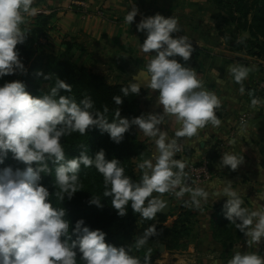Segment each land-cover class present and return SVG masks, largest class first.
<instances>
[{
	"label": "clouds",
	"instance_id": "1",
	"mask_svg": "<svg viewBox=\"0 0 264 264\" xmlns=\"http://www.w3.org/2000/svg\"><path fill=\"white\" fill-rule=\"evenodd\" d=\"M128 3L132 8L127 11L124 23L131 25L139 9L135 0H128ZM34 4L35 0H0V78L26 71L17 45L27 38L28 18L39 14ZM136 28L146 33L140 51L151 56L146 71L141 72L142 79L149 89L158 90V106H162V113L128 119L121 116L118 108L115 119L109 122L103 114L108 111L107 106L103 113L92 111L91 97L77 103L70 96H58L61 89L71 92V85L60 79L49 94L40 97H33L19 80L0 86V165L4 164L9 152L13 159L26 165L23 170H14L11 166L0 168V264H78V259L82 264H151L150 249L141 261L130 254V247L106 243L107 234L86 226L83 219L77 220L72 227L66 219L65 208L53 207L52 195L63 203L80 191L78 174L82 165L94 167L102 175L103 196L111 197V206L121 217L127 215L130 206L133 213L152 220L166 207L164 195L169 193L180 199L188 194L185 204L195 209H201L202 201L207 203L209 192L203 187L190 186L186 162L174 157L181 151L179 138L198 136L208 124L214 128L221 125L217 116L221 101L214 92L203 88L195 69L175 59L179 56L188 61L195 50L186 35L176 38L171 35L181 31L175 17L166 18L157 13L142 18ZM228 71L240 85L243 95L250 69L230 65ZM49 78L44 77L45 80ZM121 92L124 97L130 93L139 95L140 84L133 82ZM113 101L121 105L123 98L114 96ZM258 103L253 97L252 106ZM165 117H171L179 125L171 138L161 128ZM133 125L138 126L145 137L154 140L158 153L137 165L142 172L139 181L125 174L119 159H106L103 149L94 157L81 151L79 156L66 159L61 143L63 137L73 133L84 136L90 128L97 127L119 144ZM49 162L56 165L53 184L58 191L54 193L41 184L42 174L51 172ZM243 163V155L224 152L219 167L235 171ZM232 184L224 181L222 191L214 195L227 197L223 205L225 218L247 237L248 247L257 246L264 240V208L250 211L243 207L244 201ZM88 203L103 207L97 197L91 196ZM156 235V225H150L136 239L135 248H143L150 237ZM227 264H264V256L240 251Z\"/></svg>",
	"mask_w": 264,
	"mask_h": 264
},
{
	"label": "crops",
	"instance_id": "2",
	"mask_svg": "<svg viewBox=\"0 0 264 264\" xmlns=\"http://www.w3.org/2000/svg\"><path fill=\"white\" fill-rule=\"evenodd\" d=\"M72 1L76 0H35L34 7L42 11V14L51 16L44 46L55 54H60L62 59L89 61L90 65L101 63L114 68L112 64L117 58H121L126 68L133 73L129 77L130 83L134 82L133 79L139 72L146 71L147 62L151 58L149 54L140 51V44L146 39V33L137 31L136 25L142 18L157 13L167 18L165 10H173L177 5H187L178 16H174L181 31L171 35L174 38L186 35L195 50L188 61L179 56L175 59L182 65L195 69L203 88L218 96L221 107L217 110V116L222 123L218 128L208 124L199 131L198 136L190 139L179 138L181 151L174 158L186 164L202 159L210 161L212 177L203 186L200 185L203 188H211L214 182L224 180L226 174L236 175L240 183L245 177L251 180L253 175L264 174V93L261 94L257 89L264 70V58L233 53L220 40L215 42L208 36L202 37L204 29L188 19L192 18L193 4L198 0H135L139 11L131 25L124 23L127 11L132 8L128 0H81L88 5V11L102 10V15L95 14V11L91 15H84L82 10L71 6ZM230 65H242L250 69L244 81L243 95L239 91L240 85L234 82L228 71ZM140 90L138 101L141 114L162 113V106H158V90L148 87ZM250 91L255 92L252 98ZM253 97L259 101L255 107L251 104ZM178 127L171 117H165L161 125L170 138ZM136 128L139 139L146 146L147 155L140 160L141 163L158 153L154 140L140 133L138 126ZM224 152L243 155L244 163L235 171L219 167ZM187 183L192 186L188 177ZM250 183L255 185V181L251 180ZM168 197L171 200V213L173 200L171 194ZM183 198L189 200V195L185 194ZM221 202L223 201L214 200L211 204L208 202L211 209L205 211L207 205L204 202H201V209L190 207L195 210L196 215L191 222L189 236L181 241L179 249L169 253L164 251L161 258L164 264H227L236 252H246L245 243L228 245L215 239V226L222 218L217 208ZM177 215L167 217L164 223L167 228L173 224Z\"/></svg>",
	"mask_w": 264,
	"mask_h": 264
},
{
	"label": "trees",
	"instance_id": "3",
	"mask_svg": "<svg viewBox=\"0 0 264 264\" xmlns=\"http://www.w3.org/2000/svg\"><path fill=\"white\" fill-rule=\"evenodd\" d=\"M213 1L217 4H223L229 7L230 14L231 16L233 15V20L236 22L235 27L237 31L249 30L246 28L245 21L251 14V10L254 9L252 17L255 22L259 21L260 23L255 28L260 31L264 37V0H251V2L248 0H235L234 2L231 0ZM50 18V15L42 13H39L35 17L34 26L37 34L27 35L25 42L17 45L19 57L26 71L23 73L16 72L0 78V86L5 82L19 80L25 84L26 91L33 97H40L44 94H49L51 89L57 86V79H60L71 85V92H66L61 89L58 92V96H70L75 99L77 103L85 97H91L94 102L92 111H100L103 113L104 107L107 106L108 111L103 114L109 122L115 119V112L118 108L122 117L132 119L133 117L140 116L139 95L130 93L127 97H124L121 92L123 87L132 84L129 80L110 83L105 76L92 72L85 66H80L70 59H61L60 54L42 50V52L38 53L39 55L35 56L34 41L37 40V37L46 36ZM242 19L245 21L242 22ZM249 55L257 57L263 56L264 58V54L257 53ZM37 73H42V75H38ZM45 76H49L50 78L45 80ZM114 96H121L123 98V103L121 105H116L113 101ZM61 143L65 151L66 159L79 156L81 151L94 157L98 151L103 149L106 159H119L121 165L125 169V174L130 176L133 180H135V173L137 170L141 173L140 175H142L137 165L140 163V160L147 155L145 153L146 146L144 142L139 139L135 125L124 134V138L119 144L113 142L107 133H101L97 127L90 128L87 135L84 136H81L79 133L65 136L62 138ZM192 163L196 164V162ZM8 166H11L14 170L17 168L23 170L26 167L23 163L13 159L10 152L5 158L4 164L0 165V168ZM33 166L35 167V164ZM55 166L56 165L49 162L51 172L50 174H42L41 179V184L47 187L50 193L58 191V188H55L53 184L55 181ZM78 175L82 188L75 193L71 200L65 199L62 203L56 199L55 195L50 197L53 207L65 208L66 219L70 221L72 227H74L77 220L83 219L86 226H89L93 230L101 229L107 234L105 238L106 243H110L117 247L122 245L130 247V254L140 258L141 261H143L142 257L145 250L148 252L150 249L151 253L156 254L157 251H159L158 247L162 245L165 251L173 252L179 249L181 241L189 236L190 220L189 218H182L185 213V201L181 207L182 210L169 228L164 224L169 215L167 216L161 213H157L156 217L152 220H145L141 218L139 214L133 213L129 206L127 215L121 217L111 206V197L103 196L105 191L103 177L94 167L85 168L82 165ZM153 195L156 196L158 194L153 193ZM91 196L101 199L103 207L90 205L88 201ZM222 218L223 221L215 226V239L226 244L222 238L223 236L225 237V233L228 232V227L225 228V225L229 223V221H227L225 216ZM153 224L156 225L158 235L150 237L148 243L143 248L137 250L135 248L136 239L142 236L145 229ZM223 228L226 229L225 233ZM227 244L232 245L233 242ZM78 264H82L79 259ZM151 264H154L152 258Z\"/></svg>",
	"mask_w": 264,
	"mask_h": 264
},
{
	"label": "rangeland",
	"instance_id": "4",
	"mask_svg": "<svg viewBox=\"0 0 264 264\" xmlns=\"http://www.w3.org/2000/svg\"><path fill=\"white\" fill-rule=\"evenodd\" d=\"M235 1V0H231ZM251 2V0H248ZM189 5V4H188ZM88 5L85 4L83 7L85 9L82 10L81 13H85L84 15H91L90 13H94L93 9H90L92 11H88L87 7ZM92 6V5H90ZM187 5H180L176 6L173 10H165V15L168 17L175 16L183 10ZM140 7V6H139ZM142 7V6H141ZM193 13H191L192 18L190 19V22L192 21L193 24H197L199 28L204 29V36H208L209 38H212L215 40V42H219L217 40H220V42H223L225 47L228 48L229 51L235 52V53H241L247 56H252L249 54H264V37L260 33V31L256 30V26L259 23V21L255 22L253 16L254 9L251 10V14L247 17L246 21L242 19V22H246V28L249 30H236V22L233 20V15L231 16V12L229 7L223 5V4H217L213 0H198L196 3L193 4ZM102 10H96L95 14L102 15ZM150 12V11H148ZM39 13H42V11L39 10ZM151 13V12H150ZM178 16V15H177ZM36 17V16H35ZM35 17L34 18H28L27 27L29 29L28 35H36L37 32H35L36 28L34 26L35 24ZM137 19H140L137 17ZM251 27V28H250ZM206 29V31H205ZM34 41V51L35 56L39 55V52H42V50L47 52H52L50 48L45 47L44 44H39V41ZM139 47H137L138 49ZM50 50V51H49ZM54 53V52H52ZM135 53V52H134ZM257 57V56H256ZM125 58V57H123ZM263 58V56L258 57ZM62 59V58H61ZM123 59L117 58L116 62L112 64L114 68H110L107 64H101V63H95L96 65H90V63L85 61H80L77 59L76 63H78L80 66H85L87 69H89L92 72H96L100 75L105 76L108 82L110 83H116V82H122L124 80H129L131 70L126 68L125 63L122 61ZM264 61V60H262ZM88 64V65H87ZM260 83H264V70L262 72V78L257 83V89L260 87ZM259 90V89H258ZM262 94L263 91L259 90ZM264 93V92H263ZM139 171L137 170L135 173V180L139 181L141 175ZM260 175V174H259ZM258 174L251 176V180L255 181V185L251 184L250 181L244 178V181L242 183L238 182L236 175L232 174H226L224 180H218L217 182H214L213 185H211V188L205 187L204 189L209 192V199L207 203H205L207 206L205 207L204 211L207 209H211L209 203L215 201H223L219 204L217 208H219V214L220 218L224 216V209L223 205L227 200V197H223L222 195H214V193L221 192L224 187V181H231L233 189L237 190L239 194L241 195L244 204L243 207L248 208L250 211L256 210L258 208H264V199H261L260 197H264V174L259 176ZM140 176V177H138ZM204 184V183H203ZM203 186V185H201ZM199 186V187H201ZM257 187H260L257 188ZM172 210L171 213H168L167 216H174L177 215V213H180L182 210L181 207L183 205L184 201H188V199H180L176 198L172 193ZM169 194H165L164 196H169ZM203 202V201H202ZM209 202V203H208ZM211 204V203H210ZM184 214L182 218H189L190 225L193 221V218L195 217V210L191 209L189 206H184ZM191 217H190V216ZM178 216V215H177ZM189 216V217H188ZM223 221V218H221V222ZM226 221V220H225ZM228 221V220H227ZM228 227V232L225 233V230L223 228V231L225 233V237L223 236L222 239H224V242L230 243L233 242L234 245L236 243H245L247 245V237L244 236L243 233H241L239 230L235 228L234 225L227 223L225 225V228ZM223 233V234H224ZM159 248V247H158ZM232 248V247H231ZM230 249V248H229ZM246 252H257L259 255L264 256V240L262 242L255 246L252 245L247 248ZM165 250L157 251V253H150L151 258L154 261V264H164L161 260L163 258ZM166 253H169L166 251ZM148 254V252L145 250L144 256Z\"/></svg>",
	"mask_w": 264,
	"mask_h": 264
},
{
	"label": "built area",
	"instance_id": "5",
	"mask_svg": "<svg viewBox=\"0 0 264 264\" xmlns=\"http://www.w3.org/2000/svg\"><path fill=\"white\" fill-rule=\"evenodd\" d=\"M71 6L84 10V2L81 0L72 1ZM47 36L38 38L39 44L46 43ZM259 90L264 92V83H260ZM186 173L193 187H197L210 180L212 177L211 164L208 159H202L195 163L186 164Z\"/></svg>",
	"mask_w": 264,
	"mask_h": 264
},
{
	"label": "water",
	"instance_id": "6",
	"mask_svg": "<svg viewBox=\"0 0 264 264\" xmlns=\"http://www.w3.org/2000/svg\"><path fill=\"white\" fill-rule=\"evenodd\" d=\"M141 72H139L138 76L136 78H134L133 80H134L135 83H139L140 84V88L141 89H146L147 86L145 85V83H144V81L142 79ZM250 92L253 93V95L255 93L254 91H250ZM250 97L252 98V95H250ZM164 200L167 202L166 203V207L160 213L163 214V215H167L170 212L171 200H170V197H168V196H164ZM161 250H164V247L162 245L159 246V251H161Z\"/></svg>",
	"mask_w": 264,
	"mask_h": 264
}]
</instances>
